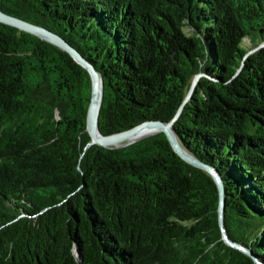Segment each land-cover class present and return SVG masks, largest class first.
<instances>
[{
    "label": "trees",
    "instance_id": "16d2710c",
    "mask_svg": "<svg viewBox=\"0 0 264 264\" xmlns=\"http://www.w3.org/2000/svg\"><path fill=\"white\" fill-rule=\"evenodd\" d=\"M87 50L103 136L173 121L227 184L225 229L264 260V0H0ZM186 22L194 34H189ZM204 41L205 47L202 46ZM80 69L0 24V264H242L208 181L158 133L87 146Z\"/></svg>",
    "mask_w": 264,
    "mask_h": 264
},
{
    "label": "water",
    "instance_id": "95a60500",
    "mask_svg": "<svg viewBox=\"0 0 264 264\" xmlns=\"http://www.w3.org/2000/svg\"><path fill=\"white\" fill-rule=\"evenodd\" d=\"M43 23L31 22L21 17L9 15L0 10V24L16 29L19 32L32 36L39 42L52 48L58 54L63 56L71 66L81 70L86 78L89 87V102L86 110L85 131L90 139L87 146H100L106 149H115L127 147L133 143L143 140L152 135L163 133L173 152L189 167H191L198 175L205 178L213 190L216 201V219L217 226L221 234V241L224 246L236 252L242 264H264V260L254 254L244 245L233 242L225 229V196L227 193V184L221 174L209 164L201 161L194 153L185 148L178 140L172 129L174 120L177 119L184 105L191 99V96L203 75H196L191 82L190 89L173 121L170 123L163 122H146L131 130L114 134L111 136H103L98 128V120L102 102L104 98V80L100 70L94 64L92 58L87 54V50L79 43V41L70 35L63 33L58 26L46 20ZM189 34H194L192 27L186 22ZM202 46L205 47L204 41ZM264 45L251 50L246 57L256 53ZM143 130H153L154 133L145 137H137ZM136 136V137H135Z\"/></svg>",
    "mask_w": 264,
    "mask_h": 264
},
{
    "label": "bare ground",
    "instance_id": "6f19581e",
    "mask_svg": "<svg viewBox=\"0 0 264 264\" xmlns=\"http://www.w3.org/2000/svg\"><path fill=\"white\" fill-rule=\"evenodd\" d=\"M153 133H154L153 130H143L139 134H137L136 136L140 138V137H145V136L153 134Z\"/></svg>",
    "mask_w": 264,
    "mask_h": 264
}]
</instances>
